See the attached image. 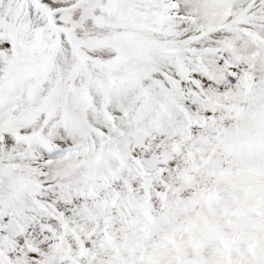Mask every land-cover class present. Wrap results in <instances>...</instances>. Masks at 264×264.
Returning a JSON list of instances; mask_svg holds the SVG:
<instances>
[{
  "label": "snow or ice",
  "instance_id": "1",
  "mask_svg": "<svg viewBox=\"0 0 264 264\" xmlns=\"http://www.w3.org/2000/svg\"><path fill=\"white\" fill-rule=\"evenodd\" d=\"M0 264H264V0H0Z\"/></svg>",
  "mask_w": 264,
  "mask_h": 264
}]
</instances>
